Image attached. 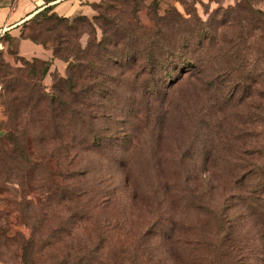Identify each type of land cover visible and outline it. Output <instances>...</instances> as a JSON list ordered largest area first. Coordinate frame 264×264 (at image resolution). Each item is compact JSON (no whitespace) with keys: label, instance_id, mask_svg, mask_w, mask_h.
Returning a JSON list of instances; mask_svg holds the SVG:
<instances>
[{"label":"trees","instance_id":"trees-1","mask_svg":"<svg viewBox=\"0 0 264 264\" xmlns=\"http://www.w3.org/2000/svg\"><path fill=\"white\" fill-rule=\"evenodd\" d=\"M142 1L102 0L92 18L46 6L25 21L47 35L21 36L67 67L49 91L47 61L20 57L23 67L1 75L0 185L42 183L48 167L31 144L55 159L61 179L28 205L36 225L21 235V264H264L260 0L219 5L205 20L174 5L159 15L153 0L148 39L127 23ZM78 23L92 30L85 46L55 29L76 32ZM193 125L196 145L153 152L155 133ZM85 156L96 158L94 178ZM129 207L135 217L123 213Z\"/></svg>","mask_w":264,"mask_h":264},{"label":"rangeland","instance_id":"rangeland-1","mask_svg":"<svg viewBox=\"0 0 264 264\" xmlns=\"http://www.w3.org/2000/svg\"><path fill=\"white\" fill-rule=\"evenodd\" d=\"M17 0H0V3H4L9 7H14ZM153 0H143L139 6V9L136 13L135 17L129 18L127 23L133 30L138 33L140 37L143 39H148L151 35L155 21L153 19L152 13L155 11L156 8L153 9L149 8V5L152 3ZM237 0H157V13L159 15H163L164 12L170 9V6L174 5L179 11H181L186 17L189 15L187 12H190L192 15L196 14L203 20L208 17V14L217 6L223 5L226 6L227 4H233ZM256 6L262 10H264V0H260L256 2ZM95 8V7H94ZM97 14V11L94 15ZM33 16V15H32ZM31 16V17H32ZM25 19L23 22L20 23L18 26L22 35L29 33V31H34L35 33H42L43 35H47L43 32L40 26H36L32 23L26 25V22L31 18ZM92 21V20H91ZM55 25V24H54ZM63 25L59 24L55 26L56 30H61L64 34L68 37L71 35V43H75L76 40H79L82 46H85L87 39L92 34L91 28L84 23H78V31L76 32H65L62 29ZM87 30L86 33H83L84 30ZM95 33L97 38H100L101 31L99 28L96 27ZM53 34H49L48 40H53ZM92 36V35H91ZM11 37L6 33H2L0 35V94L2 92V83H1V75L8 71L9 69L15 70L18 67H23L22 61H20V55L16 52L11 44ZM52 42V41H50ZM49 42V43H50ZM51 51L52 49L49 48ZM24 58V57H22ZM26 59V58H24ZM27 59V60H31ZM58 59V58H56ZM41 60V59H39ZM60 60V59H59ZM44 61V60H42ZM62 61V60H61ZM49 62V61H47ZM66 64L67 62L63 61ZM50 64V62H49ZM65 67V70H66ZM57 71V70H55ZM55 71L50 72V67L48 72L45 74L43 78V85L46 87V90L49 91L51 82H52V75ZM58 72V71H57ZM61 76L64 75L58 72ZM6 112L4 110V106L2 105V99L0 95V136H2L6 131L4 124L6 122ZM195 125L188 128V130H183L180 134L179 132H175L176 129L171 126L167 128L162 134L155 133L154 140H152L151 147L156 148L153 150L155 152L157 148L159 150H170L175 154H179L181 150H183L187 145L188 141H191V144H197V133L198 130L195 129ZM197 135V136H196ZM190 136V139H188ZM177 138V139H175ZM182 139V141H181ZM31 156L36 157L39 159H43L45 161L46 166L48 167V173L43 176V181L40 184L34 183L32 186H26L23 184H17L12 181H7L5 184L0 185V264H21V253L22 248L20 246L21 235L28 237L32 230H34V226L36 223L33 219H27L26 217H32L34 214L30 212V206L35 207L36 204H41L42 200L45 197V186L48 184H57L61 182V179L58 175V167L56 165V161L54 158H49L41 153L35 148L34 144L29 145ZM158 146V147H157ZM169 152L167 163L170 167V171L175 167L173 153ZM83 162H90L91 172L88 176L91 178L96 177L95 173L97 171L96 166V158L94 156H85L83 158ZM83 166V165H82ZM115 175V180H117V175ZM173 176L172 173L169 174L168 178ZM176 173L174 174V177ZM173 177V178H174ZM176 178V177H175ZM193 178L190 179L189 184H195L192 181ZM45 184V185H44ZM34 187V188H32ZM20 202L26 203V208L22 209L19 207ZM24 206V205H23ZM53 207L49 208L47 214L52 211V215L54 212V205ZM22 207V206H21ZM136 208V207H134ZM133 207H129L124 209L123 213L127 216L130 213H133V217L137 214V209ZM37 210V209H36ZM38 213V211H37ZM32 225V227H31ZM36 228V227H35ZM260 242V241H259ZM257 242V244L259 243ZM256 244V241L251 239L249 247H253ZM252 260V259H251Z\"/></svg>","mask_w":264,"mask_h":264},{"label":"crops","instance_id":"crops-1","mask_svg":"<svg viewBox=\"0 0 264 264\" xmlns=\"http://www.w3.org/2000/svg\"><path fill=\"white\" fill-rule=\"evenodd\" d=\"M100 1L102 0H17L14 7L0 3V29L3 28L4 32L11 37V44L18 55L26 59L37 58L49 61L50 72L57 70L63 74L66 64L54 58L50 49L22 37L18 26L46 6H51L52 11L59 16L83 15L92 18L96 12L94 4Z\"/></svg>","mask_w":264,"mask_h":264},{"label":"built area","instance_id":"built-area-1","mask_svg":"<svg viewBox=\"0 0 264 264\" xmlns=\"http://www.w3.org/2000/svg\"><path fill=\"white\" fill-rule=\"evenodd\" d=\"M3 32H4V29H3V28L0 29V35H1Z\"/></svg>","mask_w":264,"mask_h":264}]
</instances>
